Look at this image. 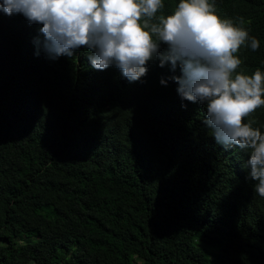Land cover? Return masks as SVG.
<instances>
[{"label": "trees", "instance_id": "obj_1", "mask_svg": "<svg viewBox=\"0 0 264 264\" xmlns=\"http://www.w3.org/2000/svg\"><path fill=\"white\" fill-rule=\"evenodd\" d=\"M209 3L249 33L233 78L264 75V0ZM40 27L0 12V264H264L250 152L216 142L179 65L129 82L83 46L50 58ZM243 122L264 135V105Z\"/></svg>", "mask_w": 264, "mask_h": 264}, {"label": "clouds", "instance_id": "obj_2", "mask_svg": "<svg viewBox=\"0 0 264 264\" xmlns=\"http://www.w3.org/2000/svg\"><path fill=\"white\" fill-rule=\"evenodd\" d=\"M162 7V0H2L0 12L42 25L50 58L73 57L83 46L94 69L115 66L129 82L140 80L154 59L160 67L170 63L173 71L179 65L181 75L171 78L178 95L206 107L203 122L217 143L250 152L248 178L264 198V135L243 122L264 105V75L257 70L233 78L241 64L234 54L249 39L248 31L221 19L209 0H180L174 14L150 23ZM161 43L168 47L165 54ZM250 47L255 51L260 42L251 38Z\"/></svg>", "mask_w": 264, "mask_h": 264}, {"label": "rangeland", "instance_id": "obj_3", "mask_svg": "<svg viewBox=\"0 0 264 264\" xmlns=\"http://www.w3.org/2000/svg\"><path fill=\"white\" fill-rule=\"evenodd\" d=\"M30 264H33V263H30Z\"/></svg>", "mask_w": 264, "mask_h": 264}]
</instances>
